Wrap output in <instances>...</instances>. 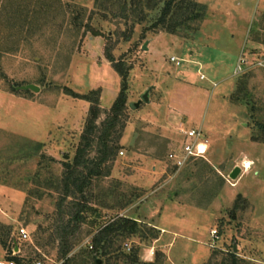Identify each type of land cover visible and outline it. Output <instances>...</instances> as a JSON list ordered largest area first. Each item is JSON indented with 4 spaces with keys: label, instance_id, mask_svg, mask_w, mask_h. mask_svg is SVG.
<instances>
[{
    "label": "rangeland",
    "instance_id": "obj_1",
    "mask_svg": "<svg viewBox=\"0 0 264 264\" xmlns=\"http://www.w3.org/2000/svg\"><path fill=\"white\" fill-rule=\"evenodd\" d=\"M60 1L50 3L49 15L38 19L28 38L0 49V236L8 242L6 250L0 244V260L20 253L35 264H57L50 228L59 197L50 180L62 177L63 162L73 160L79 145L90 109L82 97L100 92L101 122L122 90V78L106 57L107 47H114L117 63L129 69L128 116L110 177L95 187L96 204L112 208L105 210L106 220L143 209V217L149 213L144 224L151 227L153 221L169 230L160 243L126 241L132 251L140 249L142 261L207 264L215 252L211 264H220L236 245L235 254L248 264H264V143L253 141L262 137L258 123L264 125V62L253 66L259 61L251 60L246 69L250 51L264 36V0H196L208 4L209 15L201 31L187 39L151 30L166 0L146 12V22L135 27L129 41L131 24L97 16L91 26L101 35L95 36L90 28L72 26L62 13L67 3ZM71 3L91 11L96 0ZM244 76L248 87L240 102L236 92ZM199 129L209 142L206 158L213 165L249 159L251 170L242 168L237 180L224 184L196 178L182 193L164 169L174 167L169 155L181 153L190 142L184 132ZM144 177L151 181L142 186L138 181ZM139 185L137 192L146 196L133 205L135 210H120ZM241 195L250 205L243 203L245 209ZM236 202L246 217L229 214ZM22 228L28 240L21 238ZM213 230L219 236L215 249ZM81 236L76 252L90 241L88 233Z\"/></svg>",
    "mask_w": 264,
    "mask_h": 264
},
{
    "label": "trees",
    "instance_id": "obj_2",
    "mask_svg": "<svg viewBox=\"0 0 264 264\" xmlns=\"http://www.w3.org/2000/svg\"><path fill=\"white\" fill-rule=\"evenodd\" d=\"M65 1L67 7L62 13L64 16H70L72 26L81 28L85 26L93 31V35L100 36L101 33L91 26L95 17L99 16L110 22L118 20L127 25L131 24L130 34L126 36L128 41L135 27L146 22V12H153L161 3L166 2V0H96L90 11L86 7L72 5L71 0ZM60 2V0H0V49H5L7 45L8 47L16 45L21 39L28 38L27 34H31L32 30L36 29L38 19L49 15L50 3ZM140 14L144 15V19L135 18V15ZM207 16L208 7L195 0H169L161 12V17L153 22L151 30L187 39L198 34ZM113 51L114 47H107L106 57L114 64V68L122 78V90L106 118L101 122L103 111L100 92H93L82 97L90 103V109L79 145L73 160L63 162L62 177L58 180H50V186L56 190L59 197L56 205L57 213L52 218L55 225L53 230L50 228V245L53 250L57 249V264L164 263V260L153 263L142 261L140 249L132 251L127 244L125 245L127 240L136 238H139L142 243L156 242L160 237L159 230L128 216L116 215L107 221L105 210L112 208L96 204L99 196L96 194L95 187H98L103 178L110 177L113 164L122 150L121 139L127 125L125 122L128 116L126 84L129 69L123 61L117 63ZM246 87H248V79L244 76L238 83L237 98L244 93ZM239 99L242 102L241 96ZM258 128L261 132L260 136L263 137L264 125L258 123ZM262 137H255L253 141L264 143ZM133 190V193L128 195L126 203L119 208L120 210L129 209L137 200L146 196L145 192L140 194L137 192L140 189ZM237 205L238 202L235 205L236 209L239 206ZM84 227L87 231H84ZM85 232L91 236L90 241L76 252L83 242L81 235ZM0 244L3 249H8V242L1 236ZM14 249L13 247L11 252ZM215 254L217 253L214 252L207 264H211ZM6 262L35 264L33 259L25 258L20 253L16 255L10 253ZM241 263L248 264L232 250L226 253L225 259L220 264Z\"/></svg>",
    "mask_w": 264,
    "mask_h": 264
},
{
    "label": "crops",
    "instance_id": "obj_3",
    "mask_svg": "<svg viewBox=\"0 0 264 264\" xmlns=\"http://www.w3.org/2000/svg\"><path fill=\"white\" fill-rule=\"evenodd\" d=\"M200 4H203V3H200ZM203 5H206L208 7V4H203ZM208 15H209V9H208ZM207 18H208V16H207ZM207 18L203 22L202 27L205 24ZM263 22H264V13H263L262 22H261L262 23L261 32L264 35V25H263ZM202 27H201V29H202ZM201 29H200V31H201ZM258 40L260 42V43H257L258 46L256 48H253L250 51V54H251L250 56L251 57H249V59L246 61V65L248 64L249 66L246 67V69H249L250 68L251 64L248 63V62L251 61V60H257V61H259L256 64L255 63L252 64L253 66H255V65H259L260 66L262 64L261 62H264V51H262V49H261L262 47H264V46H262V45H264V36L263 37L262 36H259L258 37ZM255 143H257V142H255ZM208 144H209V142H208ZM209 151H210V148H209ZM247 161L250 163V167H249V171H250L251 170V167L253 165V161H251L249 159H244L242 162H239L238 160H236L235 162H233V164H230L229 162H226V163L220 162L217 166H215L216 164L213 165V163H211L210 161H208L207 158L206 159H199V160H196V161H193V162L189 163L185 167V169H182L179 172H177L176 169L172 165H169V164H167L166 168L165 167H163V168H165L164 169L165 170V174L170 173V176L173 174L172 176H174L175 179H176V181H177L176 182V185L178 186L177 189H180V190L182 189V193H183V190L185 188L184 185L187 184V183H189V182H191L192 180H194L196 178H199L201 181L202 180H209V178H211V179L214 178L213 180H217V182H223V184L225 182L227 183L228 179H230V175L233 172V170L236 167H240L241 168V171H242V168L244 169V165L247 163ZM153 170H154V172L158 176H161V172L158 171L160 169H158V167L156 165L153 166ZM249 171H244V172H249ZM157 178L159 179L160 177H157ZM152 180H157V179H156L155 176H153L152 177ZM142 181H138V183L139 184H142V186H145L146 184H148L151 181V179H149L148 177L147 178L144 177ZM138 189L141 190L140 185H139ZM227 200L230 203V201L232 200V198L227 197ZM238 200L242 204L241 206L243 208H244L243 203L244 204L247 203L249 205L248 200L245 197H242V195L239 196V199ZM135 208L136 207L133 206L130 209H128L127 212L132 211V210H135ZM153 208L155 209L154 210V213H156V215L158 213H160L161 210H159V208H156V207H153ZM244 209H242L239 206L236 209L235 206H234L231 210L229 209L228 211H229V214L234 215L235 217H237L236 216V213H238V218H239V216H241V217L242 216H245V217L247 216L246 214L243 213L244 212ZM142 210L141 209H138L137 212H135V213L133 212V215H131L129 217L132 218V219L137 220L138 222L144 223V220L143 219L145 217H148V214L149 213H147L146 216L143 217V214H142L143 211ZM238 210H239V212H238ZM250 210H251V207H250ZM234 211H235V214L233 213ZM221 214H222V216H221ZM221 214H220V216H221L220 219H223L224 217H226V215H224V212H221ZM150 215H153V213L151 212ZM151 226L154 227V228H156L157 230H159L161 232L159 239L155 243H160L163 240L164 236L169 233V230L165 226H161L159 224H156L153 221H152Z\"/></svg>",
    "mask_w": 264,
    "mask_h": 264
},
{
    "label": "built area",
    "instance_id": "obj_4",
    "mask_svg": "<svg viewBox=\"0 0 264 264\" xmlns=\"http://www.w3.org/2000/svg\"><path fill=\"white\" fill-rule=\"evenodd\" d=\"M172 62H176L175 58H172ZM185 136L190 140L189 143H186L181 153H171L169 159L174 163V167L177 172L184 169L189 163L199 160L206 159V156L209 151V144L207 137L203 133L202 129L199 130H190L184 132ZM122 154V153H121ZM249 167L244 165V171H248ZM234 185V184H232ZM20 236L23 240H28L30 238L29 233L25 228L20 230ZM212 239L214 240L211 244L212 248H216V242L219 239L218 231L213 230L211 232ZM88 243V242H87ZM0 264H15L13 262H6L0 260ZM37 264H42L41 262Z\"/></svg>",
    "mask_w": 264,
    "mask_h": 264
},
{
    "label": "water",
    "instance_id": "obj_5",
    "mask_svg": "<svg viewBox=\"0 0 264 264\" xmlns=\"http://www.w3.org/2000/svg\"><path fill=\"white\" fill-rule=\"evenodd\" d=\"M24 88H25V89H32L33 91H36V92L39 91V89H38L37 87H35V86H28V87H24ZM143 101H144V102H148V101H149V93H148V92L144 95V97H143ZM142 103H143V102H139V103H137V104H133V105H131V107H132L133 109H136V108H138ZM241 172H242V171H241V168H240V167H236V168L233 170V172L231 173V175H230V179H232V180H237L238 177L240 176ZM16 251H18V248H16ZM234 253H237V246H236V245L234 246Z\"/></svg>",
    "mask_w": 264,
    "mask_h": 264
},
{
    "label": "bare ground",
    "instance_id": "obj_6",
    "mask_svg": "<svg viewBox=\"0 0 264 264\" xmlns=\"http://www.w3.org/2000/svg\"><path fill=\"white\" fill-rule=\"evenodd\" d=\"M246 165H247V167H250V163L249 162H247Z\"/></svg>",
    "mask_w": 264,
    "mask_h": 264
}]
</instances>
